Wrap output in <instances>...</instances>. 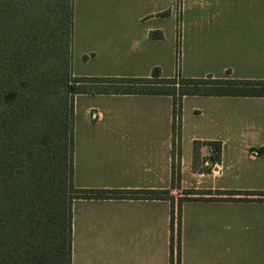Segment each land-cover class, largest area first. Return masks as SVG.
Here are the masks:
<instances>
[{
    "label": "crops",
    "instance_id": "obj_1",
    "mask_svg": "<svg viewBox=\"0 0 264 264\" xmlns=\"http://www.w3.org/2000/svg\"><path fill=\"white\" fill-rule=\"evenodd\" d=\"M73 17L96 75L75 77L173 78L180 43L183 78L264 80V0H74ZM73 182L128 198L74 201L72 264H264V98L188 96L178 119L170 96L78 94Z\"/></svg>",
    "mask_w": 264,
    "mask_h": 264
},
{
    "label": "trees",
    "instance_id": "obj_2",
    "mask_svg": "<svg viewBox=\"0 0 264 264\" xmlns=\"http://www.w3.org/2000/svg\"><path fill=\"white\" fill-rule=\"evenodd\" d=\"M72 30L73 0H0V264H72L74 201L128 198L73 187L76 95L170 96L175 117L188 96L264 98V80L74 77Z\"/></svg>",
    "mask_w": 264,
    "mask_h": 264
},
{
    "label": "rangeland",
    "instance_id": "obj_3",
    "mask_svg": "<svg viewBox=\"0 0 264 264\" xmlns=\"http://www.w3.org/2000/svg\"><path fill=\"white\" fill-rule=\"evenodd\" d=\"M73 7H74V0H73ZM74 17H73V30H72V60H71V73L74 76V74L77 75H82L85 76L86 74L91 75V76H96L94 74L93 71L88 70V69H84L79 65L78 60L74 61L73 60V36H74ZM176 48V46H175ZM177 52H178V56H177V60H175L174 62H165L164 64V70H163V75L164 76H177L180 75L182 78L187 76V69H186V65H185V55L182 51V53L180 52V43L178 44V48H177ZM177 62V63H176ZM116 73H121V72H108L107 75H110L112 77H115V75H117ZM75 77V76H74ZM186 79V78H185ZM76 97V96H75ZM75 97H74V107H75ZM180 115L178 114L176 118L179 119ZM73 123H74V117H73ZM73 187H75V185L73 184ZM76 188V187H75ZM168 191V190H166ZM71 192H73L72 196H75V189H73Z\"/></svg>",
    "mask_w": 264,
    "mask_h": 264
}]
</instances>
